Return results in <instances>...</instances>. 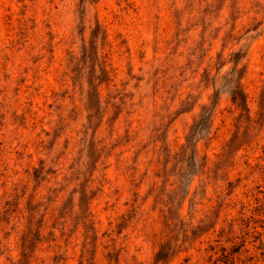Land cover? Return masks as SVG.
I'll use <instances>...</instances> for the list:
<instances>
[{
	"label": "rangeland",
	"instance_id": "374dc122",
	"mask_svg": "<svg viewBox=\"0 0 264 264\" xmlns=\"http://www.w3.org/2000/svg\"><path fill=\"white\" fill-rule=\"evenodd\" d=\"M33 200L23 264H264V0H0V264Z\"/></svg>",
	"mask_w": 264,
	"mask_h": 264
},
{
	"label": "trees",
	"instance_id": "16d2710c",
	"mask_svg": "<svg viewBox=\"0 0 264 264\" xmlns=\"http://www.w3.org/2000/svg\"><path fill=\"white\" fill-rule=\"evenodd\" d=\"M240 84H236V86L232 89L231 91V95H232V101L235 105L239 104L240 102L244 101V96L243 93L240 89ZM93 97V96H92ZM90 103H93V99H91ZM205 122V118L202 117L201 120L198 122V124L196 125L195 129L193 130L194 132H196L198 129H201L204 125ZM91 151H92V155H96L97 154V148H94L91 146ZM38 172H35V178H39V175L37 174ZM34 199V197H33ZM88 200V195L86 192H82L81 193V198H80V221L83 222V226L87 229H91V214H90V209H89V204L86 205V202ZM36 201V200H33ZM43 202H40L39 200L36 201V208L33 210L31 217H30V221L29 224L31 225V229L29 231V233L23 238V254H22V259H21V263L19 264H23L24 260L26 258V254L27 251L30 250L33 247V237H35L33 235V231L34 229L32 228V226L34 227V225L36 224V218L37 216H39V212H40V208L44 207ZM38 210V211H37ZM45 211H47V213H45V217L48 216V208H45ZM51 218H55L54 219V223L57 224L58 222H60L61 219H63L62 216L59 215H54V213H52V217ZM180 218V216H179ZM50 221V219H49ZM44 220L41 221L42 225H40L39 227V231L36 233V236H38V239H36V241L38 242H42L40 241V239L42 238V234L41 231L44 228V224H43ZM53 223V225H55ZM35 241V238H34ZM240 251V248H234V250L231 252V254H228L229 256H232L233 253H237ZM166 255L162 256L165 257Z\"/></svg>",
	"mask_w": 264,
	"mask_h": 264
}]
</instances>
